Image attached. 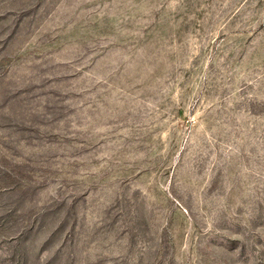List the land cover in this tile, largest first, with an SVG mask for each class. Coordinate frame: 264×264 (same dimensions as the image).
<instances>
[{"label": "rangeland", "instance_id": "374dc122", "mask_svg": "<svg viewBox=\"0 0 264 264\" xmlns=\"http://www.w3.org/2000/svg\"><path fill=\"white\" fill-rule=\"evenodd\" d=\"M0 264H264V0H0Z\"/></svg>", "mask_w": 264, "mask_h": 264}]
</instances>
